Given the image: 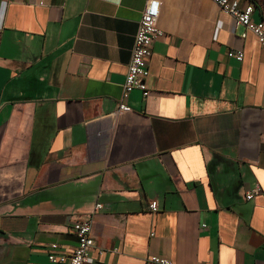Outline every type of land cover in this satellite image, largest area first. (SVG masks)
<instances>
[{"label":"crops","instance_id":"crops-1","mask_svg":"<svg viewBox=\"0 0 264 264\" xmlns=\"http://www.w3.org/2000/svg\"><path fill=\"white\" fill-rule=\"evenodd\" d=\"M147 1L0 0V264L68 255L96 203L90 264H264V48L156 0L148 96L111 116Z\"/></svg>","mask_w":264,"mask_h":264},{"label":"built area","instance_id":"built-area-1","mask_svg":"<svg viewBox=\"0 0 264 264\" xmlns=\"http://www.w3.org/2000/svg\"><path fill=\"white\" fill-rule=\"evenodd\" d=\"M210 1L222 12L229 15L233 19L236 27H242L245 33H251L259 45L264 48V20L258 22L252 21L254 6L250 1L243 8H240L236 2H231L230 0ZM158 17L159 2L156 0H148L141 12L137 30L133 37V45L122 84L120 102L118 103L116 111L111 116L131 111V108L124 102L131 92L139 91L143 99L148 96V63L155 41L163 35V32L158 27ZM242 37H245V34ZM229 57H233L239 62L242 60L241 52L231 51L229 52ZM257 191L247 194L246 199H251ZM149 207L151 211L156 210L154 205H150ZM101 208V204L96 203L91 213L85 219L73 223L72 230L77 240L75 248L65 256L55 257L49 255L48 262L50 264H90L91 258L89 254L93 248V240L90 234L91 223L95 212ZM149 261L153 264H171L168 260L155 257L150 258Z\"/></svg>","mask_w":264,"mask_h":264},{"label":"trees","instance_id":"trees-1","mask_svg":"<svg viewBox=\"0 0 264 264\" xmlns=\"http://www.w3.org/2000/svg\"><path fill=\"white\" fill-rule=\"evenodd\" d=\"M248 1H250V2L253 4V6H254V11L257 10V11L259 12L260 19H261V20H264V13H263L262 10L259 8V6H258L255 2H253L252 0H248Z\"/></svg>","mask_w":264,"mask_h":264},{"label":"rangeland","instance_id":"rangeland-1","mask_svg":"<svg viewBox=\"0 0 264 264\" xmlns=\"http://www.w3.org/2000/svg\"><path fill=\"white\" fill-rule=\"evenodd\" d=\"M252 1L255 2L264 13V0H252Z\"/></svg>","mask_w":264,"mask_h":264}]
</instances>
